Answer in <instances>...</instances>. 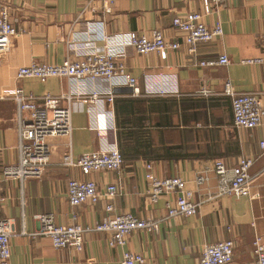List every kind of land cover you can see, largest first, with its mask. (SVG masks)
<instances>
[{"label": "crops", "instance_id": "obj_1", "mask_svg": "<svg viewBox=\"0 0 264 264\" xmlns=\"http://www.w3.org/2000/svg\"><path fill=\"white\" fill-rule=\"evenodd\" d=\"M0 0L9 9L17 35L0 62V92L22 89L41 98L58 97L67 91L65 79H17L19 67L32 62L60 64L72 56L68 43L77 40L86 21L102 19L99 31L108 34L162 32L177 50L137 55L127 49L124 65L137 79L140 94L128 88L115 89L112 113L98 104L71 118L70 137L46 140L49 165L38 179H28L22 190L17 179L5 178L2 169L18 162L15 130V103L0 100V219L13 223L9 264H119L122 254H141L143 264H197L206 244L233 242L231 264H252V240L264 243V152L260 127L236 129L232 124L230 98L224 95L229 83L235 93H256L264 106V65L244 61L264 55V0H222L217 13L204 16L208 26L219 23L222 35L212 42L199 43L190 55L181 34L172 27L175 16L202 12L201 0ZM85 14L75 21L79 11ZM97 44H101L97 42ZM228 56L227 65L202 67L201 62ZM97 91L106 83L89 85ZM202 89L209 95L197 94ZM160 90L176 92L158 96ZM118 148L123 158L119 171L83 175L77 167H63L62 156L74 159L83 153ZM251 156L254 177L250 196L235 199L222 196L210 200L217 189L212 171L215 161L233 167L239 158ZM146 165L159 179L179 178L196 201H204L194 216L166 218L165 204L174 195L151 203L146 195ZM199 177L205 180L198 183ZM92 180L101 190L117 187L112 201L114 213H129L139 219L158 221V230H137L128 235L123 247H109L108 234L90 232L83 236L81 251L54 249L48 238L21 235L40 230V215L52 216L56 225L77 223L94 226L107 215L104 204L69 205V180Z\"/></svg>", "mask_w": 264, "mask_h": 264}, {"label": "built area", "instance_id": "obj_2", "mask_svg": "<svg viewBox=\"0 0 264 264\" xmlns=\"http://www.w3.org/2000/svg\"><path fill=\"white\" fill-rule=\"evenodd\" d=\"M222 0H201L202 12H191L183 16H175L172 27L182 36L186 51L192 55L199 43L212 42L222 35L219 23L208 26L203 22L204 16L217 13ZM112 1L103 2V13L110 11ZM81 9L75 19L85 14ZM102 19L88 20L84 28L78 31L77 40L68 43L72 56H67L60 64L32 62L28 66L19 67L17 79H36L44 82L49 78L65 79L67 91L58 97L46 94L41 98L26 94L22 89L3 90L0 100L11 99L15 103V130L17 135L18 162L5 166L2 175L5 178L17 179L22 190L28 179L40 178L49 165V148L46 140L50 137L66 136L72 133L71 118L75 113L83 112L88 107L98 104L105 106L112 113L115 100V89L128 88L133 96L140 94L137 79L124 65L127 49L137 55L147 53H162L165 50H177V42L167 41L162 32L152 30L143 34H108L99 31ZM17 35L16 28L9 19V9L0 3V62L10 50L11 39ZM100 42L101 44H97ZM264 51V36H263ZM229 63L228 56L222 54L216 61L199 63L202 67L223 66ZM246 64L264 65V55L259 58L244 61ZM104 82L107 88L97 91L89 85ZM197 94L207 96L209 91L202 89ZM176 92L160 90L158 96L173 97ZM224 95L230 98L232 124L236 129L251 130L260 127L264 119V106L261 97L256 93H235L230 84L226 83ZM259 147L264 152V132L259 140ZM255 162L251 156L238 159L233 167H227L222 161H215L212 171L217 177V189L213 196L206 200L227 196L235 199L250 196L253 176L250 168ZM63 167H77L83 175L91 173L119 171L123 158L118 148L108 151H93L83 153L74 159L70 152L61 158ZM145 182L146 195L151 203H156L161 197L174 195V199L165 204L166 218H188L196 214L204 201H196L194 194L186 189L185 183L176 177L159 179L151 173L150 165H146ZM205 179L199 177L200 184ZM117 193L114 184H108L103 190L92 180L78 181L71 179L67 183L69 205L78 207L83 204L95 205L106 201L104 210L107 215L94 226H81L77 223L56 225L52 216L40 215V230L35 233L21 235L30 237L43 236L50 240L54 249L71 248L81 251L83 236L86 233L97 232L108 234L109 247H123L128 235L137 230L156 232L158 221L139 219L129 213H114L110 202ZM14 235L13 223L0 219V264H9L10 237ZM233 242L220 241L206 244L201 250L197 264H231L233 261ZM252 264H264V243L258 236L252 240ZM141 254L125 251L119 264H143Z\"/></svg>", "mask_w": 264, "mask_h": 264}]
</instances>
